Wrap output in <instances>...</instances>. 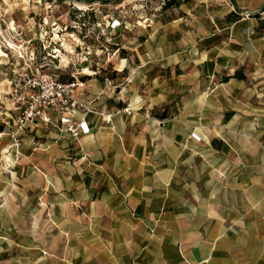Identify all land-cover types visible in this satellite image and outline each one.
Masks as SVG:
<instances>
[{
	"label": "crops",
	"instance_id": "crops-1",
	"mask_svg": "<svg viewBox=\"0 0 264 264\" xmlns=\"http://www.w3.org/2000/svg\"><path fill=\"white\" fill-rule=\"evenodd\" d=\"M232 2L247 13L264 6ZM200 4L201 36L183 53L191 68L170 117L152 116L173 93L140 61L122 107L104 88L74 89L92 101L87 135L36 132L37 229L6 228L0 239L35 235L37 246L15 244L19 260L0 264H264V20L229 0ZM19 141L11 158L33 146Z\"/></svg>",
	"mask_w": 264,
	"mask_h": 264
},
{
	"label": "rangeland",
	"instance_id": "rangeland-1",
	"mask_svg": "<svg viewBox=\"0 0 264 264\" xmlns=\"http://www.w3.org/2000/svg\"><path fill=\"white\" fill-rule=\"evenodd\" d=\"M164 1L67 0L56 4V0H0V131L15 117L8 96L9 79L29 63L57 80L104 88L112 95L108 100L116 103L119 96L126 104L127 88L134 84L140 61H146V78L152 75L168 81L172 98L157 111L167 106L170 117L186 85L183 75L178 76L191 68L193 56L183 53L201 36L202 15L206 14L200 3L207 0H191L189 5L163 12ZM213 9H208L209 19L215 18ZM90 10L93 17L87 14ZM39 129L23 136L33 146L24 143L18 159L10 157L9 138H0V231L13 227L33 234L37 229L39 221L32 227L38 197L37 158L31 150L40 144ZM21 198L27 199L23 207ZM26 241L37 246L38 238L9 234L0 239V261L19 260L18 246Z\"/></svg>",
	"mask_w": 264,
	"mask_h": 264
},
{
	"label": "built area",
	"instance_id": "built-area-1",
	"mask_svg": "<svg viewBox=\"0 0 264 264\" xmlns=\"http://www.w3.org/2000/svg\"><path fill=\"white\" fill-rule=\"evenodd\" d=\"M258 18L264 20V6ZM9 101L15 117L6 130L0 131V138L10 140L9 148L18 147L20 139L40 127H52L58 134H65L70 140L87 135L89 129L83 117L92 112V101L74 98L73 91L80 84L62 83L54 75L36 69L31 63L12 73L9 82ZM126 114L130 112L124 110ZM81 116V118H80ZM193 138H196L194 135Z\"/></svg>",
	"mask_w": 264,
	"mask_h": 264
},
{
	"label": "trees",
	"instance_id": "trees-1",
	"mask_svg": "<svg viewBox=\"0 0 264 264\" xmlns=\"http://www.w3.org/2000/svg\"><path fill=\"white\" fill-rule=\"evenodd\" d=\"M52 0H46V2H51ZM67 0H56V4H61L63 2H65ZM191 2V0H166L163 2V5H162V10L163 12H165L166 10H169V9H172V8H178L180 7L181 5H189V3ZM89 15H91L93 17V11L90 10L88 11ZM173 20V19H172ZM166 22H169L166 21ZM218 40V37H211L207 40H204L203 42H201V46H200V43L198 44L199 45V48L203 47V46H209V45H212L213 43H215V41ZM149 77V76H148ZM235 77L237 78H243L241 75H240V71H236L235 72ZM60 82L62 83H66L65 80H59ZM69 82V81H68ZM108 104H113L114 106L116 107H122V104L120 103H113L112 101L108 100L107 101ZM168 107L166 106L162 111H154L152 113V116L156 117V118H159V119H164V118H167L168 117ZM2 129V127L0 126V130Z\"/></svg>",
	"mask_w": 264,
	"mask_h": 264
},
{
	"label": "water",
	"instance_id": "water-1",
	"mask_svg": "<svg viewBox=\"0 0 264 264\" xmlns=\"http://www.w3.org/2000/svg\"><path fill=\"white\" fill-rule=\"evenodd\" d=\"M229 1H230L231 6L233 7V9H234L235 11H237L238 13H240V14L246 16V17H258V15H259V11L255 12V13H247V12H244V11L239 10V9L233 4L232 0H229Z\"/></svg>",
	"mask_w": 264,
	"mask_h": 264
}]
</instances>
